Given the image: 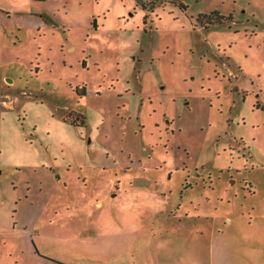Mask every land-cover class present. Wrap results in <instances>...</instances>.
<instances>
[{"label": "rangeland", "instance_id": "374dc122", "mask_svg": "<svg viewBox=\"0 0 264 264\" xmlns=\"http://www.w3.org/2000/svg\"><path fill=\"white\" fill-rule=\"evenodd\" d=\"M47 258L264 264V0H0V264Z\"/></svg>", "mask_w": 264, "mask_h": 264}, {"label": "trees", "instance_id": "16d2710c", "mask_svg": "<svg viewBox=\"0 0 264 264\" xmlns=\"http://www.w3.org/2000/svg\"><path fill=\"white\" fill-rule=\"evenodd\" d=\"M148 4H153V3L150 2ZM225 18L227 19V17H225L224 15L220 14L218 11H212V12L207 13V14H199L198 15V22L200 24H204L205 28H208L209 25H212L214 23L225 22ZM203 19H206V20H203ZM82 89L84 91V88H82Z\"/></svg>", "mask_w": 264, "mask_h": 264}, {"label": "crops", "instance_id": "0c3cea01", "mask_svg": "<svg viewBox=\"0 0 264 264\" xmlns=\"http://www.w3.org/2000/svg\"><path fill=\"white\" fill-rule=\"evenodd\" d=\"M36 254H37V252H36ZM38 255H40L39 253H38ZM41 256V255H40ZM43 256V255H42ZM45 257V256H44ZM46 258V257H45ZM47 259H49L48 260V262L50 263V264H60V262H57L56 260H53L52 258H47ZM55 262V263H54ZM62 264V263H61Z\"/></svg>", "mask_w": 264, "mask_h": 264}, {"label": "water", "instance_id": "95a60500", "mask_svg": "<svg viewBox=\"0 0 264 264\" xmlns=\"http://www.w3.org/2000/svg\"><path fill=\"white\" fill-rule=\"evenodd\" d=\"M8 81H11L10 79H7Z\"/></svg>", "mask_w": 264, "mask_h": 264}]
</instances>
